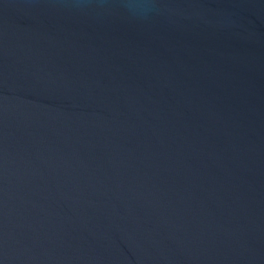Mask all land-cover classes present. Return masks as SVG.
Wrapping results in <instances>:
<instances>
[{"label": "water", "instance_id": "1", "mask_svg": "<svg viewBox=\"0 0 264 264\" xmlns=\"http://www.w3.org/2000/svg\"><path fill=\"white\" fill-rule=\"evenodd\" d=\"M0 264H264V0H0Z\"/></svg>", "mask_w": 264, "mask_h": 264}]
</instances>
